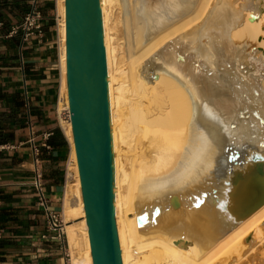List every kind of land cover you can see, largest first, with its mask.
Returning a JSON list of instances; mask_svg holds the SVG:
<instances>
[{
  "label": "bare ground",
  "instance_id": "6f19581e",
  "mask_svg": "<svg viewBox=\"0 0 264 264\" xmlns=\"http://www.w3.org/2000/svg\"><path fill=\"white\" fill-rule=\"evenodd\" d=\"M65 1H57L59 113L69 117L62 127L72 182L62 216L67 225L82 218L66 230L71 264L73 248L93 264L69 108ZM99 2L122 264H264V205L229 231L213 206L230 167L226 146L245 156L251 131L264 134V0ZM245 110L249 119L240 117Z\"/></svg>",
  "mask_w": 264,
  "mask_h": 264
},
{
  "label": "crops",
  "instance_id": "0c3cea01",
  "mask_svg": "<svg viewBox=\"0 0 264 264\" xmlns=\"http://www.w3.org/2000/svg\"><path fill=\"white\" fill-rule=\"evenodd\" d=\"M32 1L0 0V264H67L58 243L42 237L48 228L34 187L38 170L51 208L63 211L69 149L53 150V135L46 137L60 128L62 72L56 34L48 22L54 0H38L43 37H30L23 45L20 34L8 37Z\"/></svg>",
  "mask_w": 264,
  "mask_h": 264
},
{
  "label": "water",
  "instance_id": "95a60500",
  "mask_svg": "<svg viewBox=\"0 0 264 264\" xmlns=\"http://www.w3.org/2000/svg\"><path fill=\"white\" fill-rule=\"evenodd\" d=\"M65 5L69 108L93 264H122L100 2L66 0ZM240 117L249 119V111H242ZM260 122L264 126L262 119ZM250 126L252 130L255 124ZM230 127L235 131L237 123ZM244 150L245 156L233 143L226 146L230 167L223 181L225 188L220 196L213 191L217 219L226 231L264 205V134L251 131ZM206 197V193L195 196V205L200 206ZM173 203L179 207L177 199ZM146 221L145 215L138 216L140 226Z\"/></svg>",
  "mask_w": 264,
  "mask_h": 264
},
{
  "label": "built area",
  "instance_id": "2783aa9c",
  "mask_svg": "<svg viewBox=\"0 0 264 264\" xmlns=\"http://www.w3.org/2000/svg\"><path fill=\"white\" fill-rule=\"evenodd\" d=\"M57 1L55 2V8H56V32H57V46H58V57H59V46H60V38H59V16L57 11ZM43 20V13L40 10L38 6V0H33L30 10L26 13L23 21L20 24L13 25L9 31L8 37H13L15 35H21L22 45L25 44L30 37L38 36L43 37L44 36V27L42 25ZM61 96H60V89L58 94V102H57V115H58V121L61 126V130L64 132L61 121L62 119L68 118V112L62 111V113H59V102H60ZM63 115L64 117H61ZM53 133H47L46 137L52 136ZM65 135V134H64ZM67 139V138H66ZM68 161L66 164V170H65V183L67 182L68 178ZM34 187L36 189L38 200L40 205L42 206L45 214V219L47 223L48 232L45 233L42 237L43 239L49 240V241H55L58 243L61 250H63L64 255L66 257V263L71 264V255L68 250V239L65 229V223L63 220V216L61 212H57L51 208L50 200L46 196L44 192V186H43V175L40 171L37 170L36 175V181L34 183ZM3 237V231L0 228V240Z\"/></svg>",
  "mask_w": 264,
  "mask_h": 264
},
{
  "label": "rangeland",
  "instance_id": "374dc122",
  "mask_svg": "<svg viewBox=\"0 0 264 264\" xmlns=\"http://www.w3.org/2000/svg\"><path fill=\"white\" fill-rule=\"evenodd\" d=\"M48 22H49V24H50V27L55 31V34H56V41H57V32H56V26H57V21H56V8H55V2H54V11H53V13L51 14V15H49V18H48ZM58 47V46H57ZM60 66H61V63H59V57H58V60H57V67L59 68V71H60V73L62 72L61 70H62V67H61V69H60ZM61 79H62V77H61ZM59 89H60V87H59ZM58 94H59V92H58ZM63 97L65 96V94H64V92H63ZM63 103H64V107H66L67 106V104H66V99L64 98V100H63ZM61 117H64L63 115H61ZM62 121H63V123H66L67 121H68V118H65V119H62ZM62 121H61V123H62ZM63 123H62V125H63ZM58 124H59V121H58ZM59 126H60V124H59ZM60 128H61V126H60ZM68 130H69V127L65 130V137L67 136V132H68ZM67 138V137H66ZM67 141H68V139H67ZM68 143H69V141H68ZM70 153H71V146H70V143H69V150H68V156H67V158H66V160H65V167H66V164H67V160L69 159V156H70ZM70 165V167H71V163L69 164ZM70 173L71 174H73V170L71 169L70 170ZM72 179H70V180H68L66 183L64 182V187H66L65 188V192H64V198H65V194H66V192H67V189H69V185L71 184V181ZM71 181V182H70ZM66 184H68L67 186H66ZM61 213H62V211H61ZM81 221H82V218H80L79 216H75L74 217V220L70 223V224H65V227H66V230H67V226H69V225H75V226H79V224L81 223ZM65 223V222H64ZM67 234H68V232H67ZM68 238H69V236H68ZM70 241V240H69ZM70 247H71V245H70ZM71 251H72V254H73V258H74V261H75V264H76V262H77V264H86L87 262V258L86 257H84V256H80L79 257V254H78V250H74V248L73 249H71ZM82 252V251H81ZM80 253V252H79ZM83 253V252H82Z\"/></svg>",
  "mask_w": 264,
  "mask_h": 264
},
{
  "label": "trees",
  "instance_id": "16d2710c",
  "mask_svg": "<svg viewBox=\"0 0 264 264\" xmlns=\"http://www.w3.org/2000/svg\"><path fill=\"white\" fill-rule=\"evenodd\" d=\"M49 145L53 150H61L63 148L69 149V143L61 130V128L55 129L53 136L49 140ZM61 159H65L66 155L59 156ZM58 158V157H57Z\"/></svg>",
  "mask_w": 264,
  "mask_h": 264
}]
</instances>
